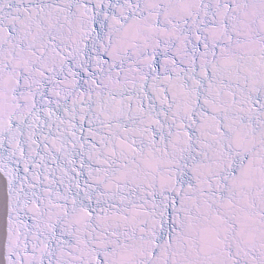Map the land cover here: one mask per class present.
Masks as SVG:
<instances>
[{
	"label": "snow or ice",
	"instance_id": "6c2138e0",
	"mask_svg": "<svg viewBox=\"0 0 264 264\" xmlns=\"http://www.w3.org/2000/svg\"><path fill=\"white\" fill-rule=\"evenodd\" d=\"M0 264H264V0H0Z\"/></svg>",
	"mask_w": 264,
	"mask_h": 264
}]
</instances>
